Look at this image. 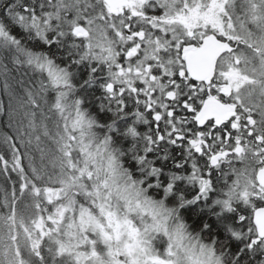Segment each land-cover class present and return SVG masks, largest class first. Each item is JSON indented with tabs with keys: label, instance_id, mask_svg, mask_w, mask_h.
<instances>
[{
	"label": "snow or ice",
	"instance_id": "6c2138e0",
	"mask_svg": "<svg viewBox=\"0 0 264 264\" xmlns=\"http://www.w3.org/2000/svg\"><path fill=\"white\" fill-rule=\"evenodd\" d=\"M0 264H264V0H0Z\"/></svg>",
	"mask_w": 264,
	"mask_h": 264
}]
</instances>
